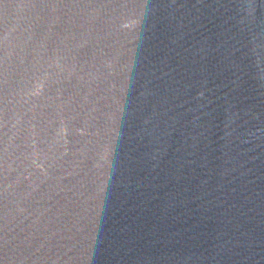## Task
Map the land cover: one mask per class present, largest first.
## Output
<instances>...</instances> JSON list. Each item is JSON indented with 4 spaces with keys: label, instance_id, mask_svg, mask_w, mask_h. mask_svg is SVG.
Returning a JSON list of instances; mask_svg holds the SVG:
<instances>
[{
    "label": "water",
    "instance_id": "95a60500",
    "mask_svg": "<svg viewBox=\"0 0 264 264\" xmlns=\"http://www.w3.org/2000/svg\"><path fill=\"white\" fill-rule=\"evenodd\" d=\"M0 264H264V0H0Z\"/></svg>",
    "mask_w": 264,
    "mask_h": 264
}]
</instances>
